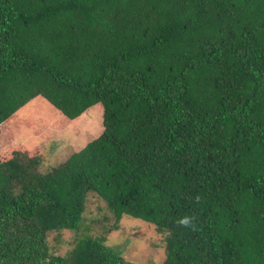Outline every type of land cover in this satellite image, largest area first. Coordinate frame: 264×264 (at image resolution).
<instances>
[{"label":"trees","instance_id":"16d2710c","mask_svg":"<svg viewBox=\"0 0 264 264\" xmlns=\"http://www.w3.org/2000/svg\"><path fill=\"white\" fill-rule=\"evenodd\" d=\"M39 97L100 105L102 131L44 174L0 160V264H135L92 237L49 251L89 194L169 231L163 264H264V0H0L7 142Z\"/></svg>","mask_w":264,"mask_h":264},{"label":"rangeland","instance_id":"374dc122","mask_svg":"<svg viewBox=\"0 0 264 264\" xmlns=\"http://www.w3.org/2000/svg\"><path fill=\"white\" fill-rule=\"evenodd\" d=\"M11 139L7 142L0 127V160L23 157L35 163L44 174L82 149L102 131V110L93 106L79 119L69 120L44 98H35L14 114L5 125ZM119 220L118 225H116ZM92 237L135 264H163L170 246V232L128 215L117 216L95 194L86 199L78 231H52L47 235L54 255L76 258L80 239Z\"/></svg>","mask_w":264,"mask_h":264},{"label":"clouds","instance_id":"9594fccd","mask_svg":"<svg viewBox=\"0 0 264 264\" xmlns=\"http://www.w3.org/2000/svg\"><path fill=\"white\" fill-rule=\"evenodd\" d=\"M182 224H188V219L187 218H185V219H183L182 221H180Z\"/></svg>","mask_w":264,"mask_h":264}]
</instances>
